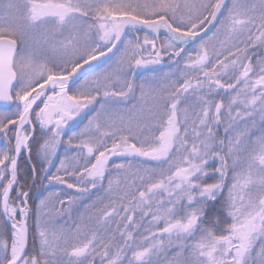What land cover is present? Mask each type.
<instances>
[{"label": "snow or ice", "instance_id": "1", "mask_svg": "<svg viewBox=\"0 0 264 264\" xmlns=\"http://www.w3.org/2000/svg\"><path fill=\"white\" fill-rule=\"evenodd\" d=\"M0 145V264H264V0H0Z\"/></svg>", "mask_w": 264, "mask_h": 264}, {"label": "trees", "instance_id": "2", "mask_svg": "<svg viewBox=\"0 0 264 264\" xmlns=\"http://www.w3.org/2000/svg\"><path fill=\"white\" fill-rule=\"evenodd\" d=\"M58 163V162H57ZM30 203H31V201H30Z\"/></svg>", "mask_w": 264, "mask_h": 264}]
</instances>
